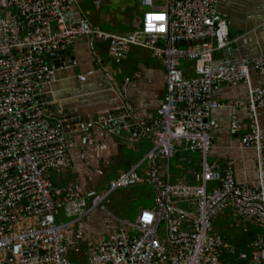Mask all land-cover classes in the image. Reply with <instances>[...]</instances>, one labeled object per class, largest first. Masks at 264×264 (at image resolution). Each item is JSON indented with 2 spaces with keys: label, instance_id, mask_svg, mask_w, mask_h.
I'll return each mask as SVG.
<instances>
[{
  "label": "built area",
  "instance_id": "obj_1",
  "mask_svg": "<svg viewBox=\"0 0 264 264\" xmlns=\"http://www.w3.org/2000/svg\"><path fill=\"white\" fill-rule=\"evenodd\" d=\"M94 3L99 7L101 1ZM142 3L147 10L140 29L112 37L122 46L150 48L165 69L167 93L158 119L149 122L137 115L126 97V79L118 89L123 107L91 125L128 141L152 138L153 148L103 191L86 194L76 181L53 179L72 169L71 140L64 120L52 116L44 91L56 81L53 55L88 38L96 57L94 39L107 34L86 17L68 21L76 0H0V264H76L70 254L77 250V227L99 208L108 213L113 229L90 238L87 264H221L223 255L236 248L212 229L228 211L239 224L263 229L253 243L251 264H264V136L258 116L264 87L253 88L250 77L252 68L264 77V53L249 63L216 68L214 55L238 41L229 39L216 0ZM184 62L194 63L195 77L185 76ZM237 84L248 85V104L215 99L216 87ZM227 107L249 113L245 133L234 117L232 134L257 152L256 186L238 183L233 162L209 158L216 147L209 119ZM183 150L200 155L199 182L171 181L170 162ZM143 165L148 172L139 178L136 172ZM142 184L152 187L155 206L141 209L134 220L103 207L117 191Z\"/></svg>",
  "mask_w": 264,
  "mask_h": 264
},
{
  "label": "crops",
  "instance_id": "obj_2",
  "mask_svg": "<svg viewBox=\"0 0 264 264\" xmlns=\"http://www.w3.org/2000/svg\"><path fill=\"white\" fill-rule=\"evenodd\" d=\"M138 1L137 7L132 5L129 8V17L126 19L129 30L107 31L104 29L106 26L103 18L99 15L95 20L90 18L95 3L92 0H76V5L67 15L68 21L79 23L86 17L94 27L100 28L107 35L94 39L96 57L93 55L90 39L81 38L66 51L69 56L60 55L57 59H50L51 66L56 68V81L45 89L44 98L52 103V116L64 120L66 130L70 133V157L73 163L70 172L54 174L53 179L58 184L76 181L79 189L86 194L103 191L112 181L142 162L153 148L152 138L128 141L122 136H114L91 125L100 115L118 111L123 107L124 100L118 89L124 85L126 79H130L126 87V97L140 118L149 122L156 121L158 110L165 101L167 74L154 52L142 45L122 46L112 37L129 35L138 30L135 29V26H140L137 23V11L147 10L143 6V0ZM216 1L219 17L229 26V39L238 41L230 49L214 55V66L221 69L243 62L249 63L262 55L264 0ZM182 68L187 78L196 76L194 63L184 62ZM106 72L112 75V81ZM250 77L253 88L264 87V77L256 69L250 70ZM214 97L221 103L239 101L248 104L249 87L246 84L221 85L214 89ZM258 116L264 136V107L258 110ZM234 117L240 121L242 134L245 133L250 122L249 113L236 111L232 107L220 108L212 113L209 122L216 147L209 158L212 162H233L238 183L256 186L257 152L242 146L241 135L232 134ZM173 160H177L174 165L175 172L170 168L173 183L199 182L198 153L183 150ZM148 168V165L141 166L136 172L138 177L143 178ZM162 178H167L166 163L162 168ZM145 186L151 187L142 184L131 188ZM152 192L154 200L147 209L155 206L153 189ZM118 198L121 199L122 195ZM179 205L182 209L188 208L185 204ZM106 216L95 211L77 227L76 251L86 256V246L90 238L105 236L111 232L113 225ZM212 230L215 234L225 236L236 248L234 254L225 253L221 264H251L253 243L263 233L262 228L255 224L241 225L234 213L228 211L214 220Z\"/></svg>",
  "mask_w": 264,
  "mask_h": 264
},
{
  "label": "rangeland",
  "instance_id": "obj_3",
  "mask_svg": "<svg viewBox=\"0 0 264 264\" xmlns=\"http://www.w3.org/2000/svg\"><path fill=\"white\" fill-rule=\"evenodd\" d=\"M99 7L93 4V13L91 19L95 20L97 15L103 18V24L107 31L129 30L130 26L126 24V19L129 17V8L133 5L138 6V0H100ZM94 3V0H92ZM144 11L141 9L137 11V16L142 17ZM177 160L170 162L172 172ZM133 187V186H132ZM122 195L119 199L118 196ZM154 196L151 187H137V188H124L115 193L109 200L105 201L103 207L107 210L113 211L115 216L123 219L127 218L134 220L137 213L141 208H146L153 203ZM97 211L106 214L109 219L108 213L99 208ZM96 211V212H97ZM225 255V254H224ZM223 255V257H225ZM71 260L76 264H87V257L82 255L81 252L70 254ZM232 258V257H230Z\"/></svg>",
  "mask_w": 264,
  "mask_h": 264
},
{
  "label": "water",
  "instance_id": "obj_4",
  "mask_svg": "<svg viewBox=\"0 0 264 264\" xmlns=\"http://www.w3.org/2000/svg\"><path fill=\"white\" fill-rule=\"evenodd\" d=\"M136 18H137V21H138L137 23L140 24V26L139 25L137 27L135 26V29H140L141 23H142V17L136 16ZM122 36H125V35H122ZM59 56H60V54H55L52 57L57 59V57H59ZM61 56H69V53H66V52L61 53Z\"/></svg>",
  "mask_w": 264,
  "mask_h": 264
},
{
  "label": "trees",
  "instance_id": "obj_5",
  "mask_svg": "<svg viewBox=\"0 0 264 264\" xmlns=\"http://www.w3.org/2000/svg\"><path fill=\"white\" fill-rule=\"evenodd\" d=\"M74 253H79V252L74 251Z\"/></svg>",
  "mask_w": 264,
  "mask_h": 264
}]
</instances>
